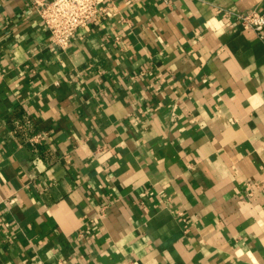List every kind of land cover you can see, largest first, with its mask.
<instances>
[{"label":"crops","instance_id":"0c3cea01","mask_svg":"<svg viewBox=\"0 0 264 264\" xmlns=\"http://www.w3.org/2000/svg\"><path fill=\"white\" fill-rule=\"evenodd\" d=\"M103 6L0 0V264H264V0Z\"/></svg>","mask_w":264,"mask_h":264},{"label":"built area","instance_id":"2783aa9c","mask_svg":"<svg viewBox=\"0 0 264 264\" xmlns=\"http://www.w3.org/2000/svg\"><path fill=\"white\" fill-rule=\"evenodd\" d=\"M36 12L48 29L52 43L66 49L80 31L105 12L106 0H32ZM236 19L245 29L264 35V14L257 11L238 13Z\"/></svg>","mask_w":264,"mask_h":264}]
</instances>
